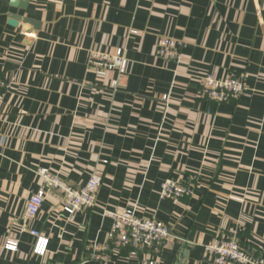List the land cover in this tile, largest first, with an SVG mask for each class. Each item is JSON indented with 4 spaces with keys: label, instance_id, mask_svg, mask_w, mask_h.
<instances>
[{
    "label": "crops",
    "instance_id": "1",
    "mask_svg": "<svg viewBox=\"0 0 264 264\" xmlns=\"http://www.w3.org/2000/svg\"><path fill=\"white\" fill-rule=\"evenodd\" d=\"M23 1L0 0V75L12 84L0 105V264H103L87 260L108 239L101 210L129 208L170 229L158 264H209L204 247L221 237L264 258V0ZM9 14L38 23L29 44L31 27ZM163 36L182 44L179 62L155 56ZM118 49L129 62L114 90L117 75L88 58ZM203 75H243L246 90L202 99ZM42 168L73 187L93 173L101 184L97 208L72 219L47 195L27 224L49 238L38 258L22 217ZM181 177L193 196L160 200L161 183Z\"/></svg>",
    "mask_w": 264,
    "mask_h": 264
},
{
    "label": "built area",
    "instance_id": "2",
    "mask_svg": "<svg viewBox=\"0 0 264 264\" xmlns=\"http://www.w3.org/2000/svg\"><path fill=\"white\" fill-rule=\"evenodd\" d=\"M134 31H131L132 34ZM182 44L171 37H159L156 42L155 56L167 62H179ZM128 59L124 51L118 49L113 54L100 51L89 52L88 66L98 75L114 72L117 79L111 83V89H116L128 70ZM199 96L212 102L222 104L236 101L246 90L243 75H230L224 79H216L210 75L199 78ZM11 82L0 75V105L5 95L10 91ZM41 186L31 195L23 214V230L33 238L32 254L44 258L48 253L49 238L42 233L27 229L39 213L47 195L54 193L59 196L62 211L69 219L81 211L96 209V199L101 179L93 173L86 184L81 187L69 185L56 173L48 169L37 172ZM190 180V179H189ZM186 178H167L160 185L159 198L164 201H175L192 197L194 185ZM101 216L111 221V227L106 243H91L87 246L88 261L107 264L122 257L135 259L144 256L143 264H158L159 258L171 243V232L168 226L154 218L140 217L135 209L119 211L101 210ZM4 249L17 250L15 241H6ZM124 252L126 253L124 256ZM209 264H264V258L243 249L233 238H215L204 247Z\"/></svg>",
    "mask_w": 264,
    "mask_h": 264
},
{
    "label": "water",
    "instance_id": "3",
    "mask_svg": "<svg viewBox=\"0 0 264 264\" xmlns=\"http://www.w3.org/2000/svg\"><path fill=\"white\" fill-rule=\"evenodd\" d=\"M27 1L28 0H24L22 4L19 5V7L21 9H24L25 6L27 5ZM14 6V4H11ZM8 24L12 27H17L18 24H23V25H28L31 27V29H29L28 31H26L25 36H26V42L27 44H29L32 40V38L35 36L37 30H38V23H36L35 21H32L31 19H27V18H22L20 16H16L13 14H9L8 15Z\"/></svg>",
    "mask_w": 264,
    "mask_h": 264
}]
</instances>
